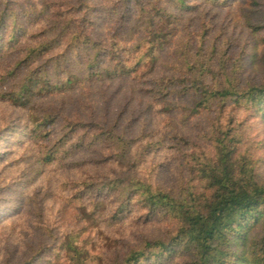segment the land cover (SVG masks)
<instances>
[{"label": "trees", "instance_id": "trees-1", "mask_svg": "<svg viewBox=\"0 0 264 264\" xmlns=\"http://www.w3.org/2000/svg\"><path fill=\"white\" fill-rule=\"evenodd\" d=\"M0 264H264V0H0Z\"/></svg>", "mask_w": 264, "mask_h": 264}]
</instances>
